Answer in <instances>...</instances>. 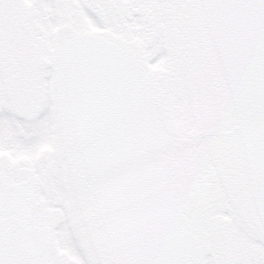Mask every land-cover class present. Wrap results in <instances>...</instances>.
Here are the masks:
<instances>
[{"label":"snow or ice","instance_id":"obj_1","mask_svg":"<svg viewBox=\"0 0 264 264\" xmlns=\"http://www.w3.org/2000/svg\"><path fill=\"white\" fill-rule=\"evenodd\" d=\"M0 264H264V0H0Z\"/></svg>","mask_w":264,"mask_h":264}]
</instances>
